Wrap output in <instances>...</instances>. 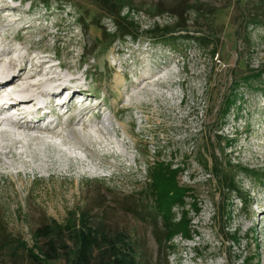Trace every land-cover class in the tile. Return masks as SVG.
Wrapping results in <instances>:
<instances>
[{
  "label": "rangeland",
  "instance_id": "rangeland-1",
  "mask_svg": "<svg viewBox=\"0 0 264 264\" xmlns=\"http://www.w3.org/2000/svg\"><path fill=\"white\" fill-rule=\"evenodd\" d=\"M38 1L0 0L1 65L24 58L23 85L39 59L60 66L69 94L99 106L83 122L105 146L78 137L73 100L53 120L67 155L0 137V264H33L30 249L42 264H104L118 252L124 264H264V0H183L197 10L182 13L185 30L180 0H127L133 37L109 48L114 29L96 0ZM43 85L31 91L38 104ZM156 164L187 190L167 220L186 229L161 247ZM231 178L238 194L226 191Z\"/></svg>",
  "mask_w": 264,
  "mask_h": 264
},
{
  "label": "bare ground",
  "instance_id": "bare-ground-1",
  "mask_svg": "<svg viewBox=\"0 0 264 264\" xmlns=\"http://www.w3.org/2000/svg\"><path fill=\"white\" fill-rule=\"evenodd\" d=\"M5 10L6 9H4V11ZM5 55L7 57L9 55H11V51L6 53ZM23 59L21 57L20 60H17V62H16V59L15 60L10 59V61H9V67L10 68H3V66L1 65L3 60H1V58H0V66H2L0 68V70H1V73H0V95L5 91L8 96H10V94H8L9 92L12 93L11 96L18 95L20 93H26L28 96L26 98H25V96H21L20 100H22V101H20V102L0 103V137H2L4 139L11 138L10 140L9 139L8 140L11 141V143H12L11 146L13 148H16V149L18 146L20 147V145L26 146L30 141H37V142L42 141V142H44L46 140V144H51L55 147H58L57 149H59L60 152H63L64 155H67L66 154L67 152L61 151L62 148H64V146L66 145V141H64V139H62L61 142L59 141L60 143L55 142V140L63 138V137L61 136V134L59 133V131L57 129L58 126L56 124V121L53 122V120H56L58 116L65 115L67 113V110H65V105L66 104L68 105L70 103V101L73 100L74 103H76L79 106L77 108L79 112L77 115H75L72 118L73 121H72L71 125L79 126L84 131L83 136L81 135L83 132L82 133L80 132L81 134L78 132L80 134V135H78V137L79 136L83 137L82 139L84 141H87L92 146H96V145L102 146L103 145V144H101L102 141L98 140V138H100V136L102 135L100 130L91 128L89 125H86L85 122H83V118L86 115H88L89 113H91L94 110V107H97L98 105L97 104L90 105L88 102H86L87 100L85 101V100L81 99L83 93H81L80 90H82V89H75L72 93L69 94L68 90L71 91L72 89H70L69 87L67 89V86L61 82V79H64V77L59 76V74L56 73V67L60 68V66L51 65V64H49V61H46V60H40L39 59L38 60L39 62H38V65L36 66V68H35V66H32L31 68H29V70L32 68H35V69L31 70V71H34V73L31 75H27L26 85H23L25 83V80L22 78L24 76L25 69H26L25 65H24L25 59H24V62H21V61H23ZM18 63L20 65H18ZM45 65H49L47 73H43L42 68L45 67ZM16 66H18V67H16ZM15 68H16V70H15ZM37 74H39V76H37ZM50 74H51V76L48 77L47 75H50ZM35 77L40 78V79L34 81ZM40 81H42V82H40ZM45 82H52V85H51L52 87H49V88L46 87L45 88L46 90L43 92V95L47 99L44 101L46 103L50 104V102L53 99H57V101L60 102V106H58V107L61 109L63 108L64 110H62V111H65L63 114H60V115L57 114V115H53V116L50 115L49 112L47 113L46 103H44L43 100H41L40 104H38V101H39V98L41 97V95L37 96V94L34 91L31 93V91L34 89H40V88L44 87L43 83H45ZM53 82L58 83L57 87H56V84ZM70 82L71 81H69V83ZM87 90L88 89H86V92L88 93ZM41 91H43V90H41ZM64 92H67V93L64 94ZM87 93L85 94V92H84V95L87 96V98H89L90 95L88 94L89 95L88 96ZM14 97H16V96H14ZM33 97H37V99H36L37 104L35 106L34 105L32 106V114H31V112L28 114H25L22 111V109H20L16 113V115H14V117H15L14 120H10L9 117H2L1 118V115H3V113L6 110H8V108L18 110L19 106L30 104L33 101V99H32ZM76 97H78V98H76ZM9 100H11V99H9ZM93 101H95V100H93ZM55 109H57V108H55ZM49 116L52 117L53 120L51 118H50V120L46 119ZM91 131H94V135L98 136V138H96L94 135H92ZM105 144H106V142H105ZM78 145H79V143H78ZM108 145H110V144H108ZM104 146H102V147L104 148ZM103 148H101L102 153L104 151ZM74 149H76V148H74ZM21 154H23V153H21ZM108 156H110V155H108ZM12 157H16V156L12 155ZM69 157L73 158L74 156L71 155ZM77 162L81 163V160L78 159ZM24 165H26V164H24ZM17 172H21V169Z\"/></svg>",
  "mask_w": 264,
  "mask_h": 264
},
{
  "label": "trees",
  "instance_id": "trees-1",
  "mask_svg": "<svg viewBox=\"0 0 264 264\" xmlns=\"http://www.w3.org/2000/svg\"><path fill=\"white\" fill-rule=\"evenodd\" d=\"M33 1V0H31ZM183 6H185V9L181 12V14H178L177 20V26L176 29H183L185 30V26L181 25L182 22V16L184 13H187L189 10H192L193 12H197L195 8H192L191 5L187 4V1L183 2V0H180ZM37 3H39L38 0H36ZM127 0H96V7L98 10L104 15V18H108L113 26L114 29V35H112L111 40L107 43L106 48L111 47V45L115 41H121L122 39L126 37H133V25L131 21H129L127 15H122L120 11L127 6L126 4ZM162 11V10H161ZM161 11H157L156 13L158 15H161ZM183 13V14H182ZM129 21V22H128ZM185 21L183 20V23ZM154 30H148L145 33H153ZM170 32H167L166 30H160L158 37H166ZM105 31L103 30L101 32V38L104 37ZM181 39H192L191 37L187 36V34L180 37ZM194 39V38H193ZM200 47H207L208 43L203 42L204 37L198 36L195 39ZM194 41V40H193ZM195 41V42H196ZM213 54V51L211 52ZM162 162V161H161ZM164 163V162H162ZM177 170H169V167L167 165L163 164H156L154 167V171L151 175L152 181H153V187L155 191L154 198L152 202L154 203V211L158 214L160 221H161V227H163L164 232H159L158 235L155 237V241L159 247H161L162 242H169L174 235H177L178 231L184 232L186 229V222H181L180 219L176 222V224L170 226L167 224V220L170 217V211L172 207L179 202L183 196L186 189L178 188L175 182V176H176ZM226 184L229 183L230 186L226 188L227 192L237 193V190L233 187H231L232 184V178L230 180H226ZM233 185V184H232ZM238 194V193H237ZM176 207V205H175ZM173 219V218H172ZM61 228V227H60ZM57 229H59L57 227ZM40 231H45V227L38 229ZM181 233V232H180ZM81 236H83L85 239L87 236L84 233H81ZM74 237V236H73ZM115 245V244H114ZM115 247V246H113ZM113 247H110L107 249V253L110 255L112 252ZM35 248V246H34ZM84 248V242L81 244L80 249ZM29 259L33 264H42L44 262L39 260L38 255H34L32 250H27ZM119 253V252H118ZM117 253V254H118ZM116 254V255H117ZM115 255V256H116ZM115 256L109 261V259H105L101 253L98 258V260L101 258V262L104 264H124L125 260L120 258L117 259ZM108 257V256H107ZM57 259V258H56ZM49 261L55 260V257L48 258ZM131 263H133L131 261ZM129 263V264H131ZM134 264V263H133Z\"/></svg>",
  "mask_w": 264,
  "mask_h": 264
}]
</instances>
